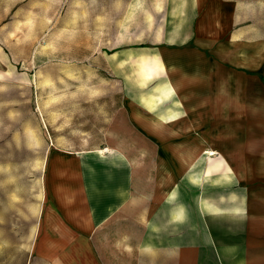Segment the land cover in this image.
<instances>
[{
	"label": "crops",
	"instance_id": "crops-1",
	"mask_svg": "<svg viewBox=\"0 0 264 264\" xmlns=\"http://www.w3.org/2000/svg\"><path fill=\"white\" fill-rule=\"evenodd\" d=\"M102 39L26 117L29 264H264V0H132Z\"/></svg>",
	"mask_w": 264,
	"mask_h": 264
},
{
	"label": "rangeland",
	"instance_id": "rangeland-1",
	"mask_svg": "<svg viewBox=\"0 0 264 264\" xmlns=\"http://www.w3.org/2000/svg\"><path fill=\"white\" fill-rule=\"evenodd\" d=\"M131 3L132 0H0V69L5 76L13 75L12 81L1 84L0 116L2 120L10 117L18 121L17 144H3L0 153V264H29L31 259L43 169L39 160L40 135L34 134L33 160L25 144V123L31 105L36 125L42 98L51 103L56 100L61 82H66L65 88L73 87V62L97 50L106 26L113 30ZM9 186L13 192H4L10 190ZM10 200L16 202L12 208Z\"/></svg>",
	"mask_w": 264,
	"mask_h": 264
}]
</instances>
